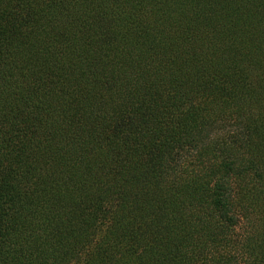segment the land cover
Returning <instances> with one entry per match:
<instances>
[{
    "label": "trees",
    "instance_id": "1",
    "mask_svg": "<svg viewBox=\"0 0 264 264\" xmlns=\"http://www.w3.org/2000/svg\"><path fill=\"white\" fill-rule=\"evenodd\" d=\"M0 264H264V0H0Z\"/></svg>",
    "mask_w": 264,
    "mask_h": 264
}]
</instances>
